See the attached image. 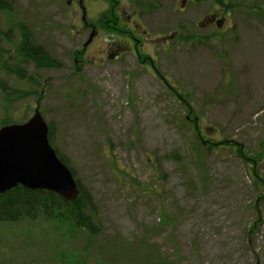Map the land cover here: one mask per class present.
<instances>
[{"label": "rangeland", "instance_id": "1", "mask_svg": "<svg viewBox=\"0 0 264 264\" xmlns=\"http://www.w3.org/2000/svg\"><path fill=\"white\" fill-rule=\"evenodd\" d=\"M231 1L120 0L144 62L105 52L129 45L101 28L107 0L3 1L0 78L26 96L0 89V128L39 105L90 205L88 225L0 221V264H264V0ZM217 13L224 26L200 25ZM22 26L59 66L1 69Z\"/></svg>", "mask_w": 264, "mask_h": 264}, {"label": "water", "instance_id": "2", "mask_svg": "<svg viewBox=\"0 0 264 264\" xmlns=\"http://www.w3.org/2000/svg\"><path fill=\"white\" fill-rule=\"evenodd\" d=\"M18 185L54 192L67 201L79 196L72 170L50 144L49 124L39 105L25 123L0 128V194Z\"/></svg>", "mask_w": 264, "mask_h": 264}, {"label": "trees", "instance_id": "3", "mask_svg": "<svg viewBox=\"0 0 264 264\" xmlns=\"http://www.w3.org/2000/svg\"><path fill=\"white\" fill-rule=\"evenodd\" d=\"M0 0V6L5 7L6 4ZM218 4L224 5V0H214ZM231 0H229L230 2ZM257 2V0H251ZM232 2V1H231ZM230 3L226 8H231ZM148 8V7H147ZM146 8V9H147ZM101 27L107 31L109 29L106 25L101 24ZM22 35L19 44L15 47V59L12 64L3 62L1 69L25 77L26 69L23 67L28 60L34 62L37 68H49L59 66V62L52 58L48 52L40 45L36 44L32 33L24 26L21 27ZM19 62L20 65L17 64ZM31 81L34 83L33 78ZM0 89L6 95V100L16 99L18 97L26 96L25 92H20L15 88L8 86L5 79L0 78ZM8 96L10 98H8ZM195 120V119H194ZM4 125L9 122L3 121ZM242 154V151H239ZM62 161L65 160L60 157ZM258 177V172L255 171ZM79 183V182H78ZM90 205V199L86 192L83 190L78 198L72 202H67L64 198L55 194L54 192L46 190H30L23 186H17L14 189L0 195V221H16L20 215H31L37 210H42L48 216L50 214H57L65 220H72L73 223H80L88 225L89 218L84 213L85 209Z\"/></svg>", "mask_w": 264, "mask_h": 264}, {"label": "flooded vegetation", "instance_id": "4", "mask_svg": "<svg viewBox=\"0 0 264 264\" xmlns=\"http://www.w3.org/2000/svg\"><path fill=\"white\" fill-rule=\"evenodd\" d=\"M83 1V0H80ZM189 1H195V0H189ZM200 1H204V0H200ZM115 5L113 6L111 13L109 16H106L104 23L107 26H110V28L112 29V35H114L115 33H117L119 31L118 26L121 25L123 27H126L127 23H130V21L132 20V15H136L138 16L137 12H135L134 10H131V14H127V12L124 9H120L119 8V4H120V0H117L114 2ZM133 5H135V1L133 2ZM227 16L228 14H224V15H220V14H210L207 15L203 18V21L201 20L200 23L203 25H207V26H215V28H221L222 26L225 25V23L227 22ZM222 19V21H221ZM221 22V26L218 25V23ZM141 24L139 22L135 23L131 29H127V27L125 28L124 33H128L129 35V45H123L120 42H110L107 45V48L105 52L109 53L110 57L113 58H117L120 55H123L128 49L127 47H134L135 50L137 49V46L140 45V41L137 42V37L136 35H139V32L141 31L144 35L146 34V32L143 29H140ZM120 32V31H119ZM122 33V32H120ZM138 33V34H137ZM172 38V37H171ZM92 39V36L89 38V40ZM135 42V43H134ZM168 40H164V43H167ZM86 43L84 44V47H86ZM108 49V50H107ZM82 52L84 53V51L82 50ZM103 53V49L99 52V54ZM152 65V63H151ZM153 66V65H152Z\"/></svg>", "mask_w": 264, "mask_h": 264}]
</instances>
